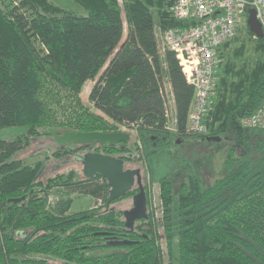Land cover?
I'll return each instance as SVG.
<instances>
[{
	"label": "trees",
	"instance_id": "obj_1",
	"mask_svg": "<svg viewBox=\"0 0 264 264\" xmlns=\"http://www.w3.org/2000/svg\"><path fill=\"white\" fill-rule=\"evenodd\" d=\"M72 1L87 15L49 0H0V129L27 127L39 137L40 130L52 136V130L133 128L134 145H142L137 158L127 133L128 142L95 152L126 164L141 161L151 183L154 160L171 156L178 141L209 147L236 129L244 148L228 152L223 177L206 184L194 173L180 185L160 179L166 257L168 264L176 257L178 264H264V147H254L258 139L264 142V131L240 125L264 102V36L252 41L246 59L242 41L232 53L226 50L235 37L221 49L208 134L199 137L187 132L195 89L175 53L162 55L158 48L157 25H182L172 17L170 0ZM88 81L94 82L89 102L99 116L81 101ZM172 101L176 133L170 130ZM22 143L0 140V264H166L149 207L147 220L126 228V209L119 204L127 201L131 208L137 187L108 206L106 178L88 180L75 170L47 177L40 163L28 165L16 156ZM87 148L63 145L51 155L66 158ZM55 188L84 190L97 204L77 212L70 197L52 204Z\"/></svg>",
	"mask_w": 264,
	"mask_h": 264
},
{
	"label": "rangeland",
	"instance_id": "obj_2",
	"mask_svg": "<svg viewBox=\"0 0 264 264\" xmlns=\"http://www.w3.org/2000/svg\"><path fill=\"white\" fill-rule=\"evenodd\" d=\"M52 3L63 7L65 10L75 13L78 16H85L87 12L77 3L72 0H49ZM248 19V18H247ZM247 19L242 22L241 26L238 29L237 35L230 45V48L226 50L232 53L234 47L241 46V41L244 42L248 50L245 55L242 57L243 59L249 58L251 56V44L252 41L257 37L251 36L248 33V25ZM158 24V22H156ZM157 38L159 36L158 25L156 27ZM126 36V32H125ZM235 40H239L236 42ZM225 50V49H224ZM226 51V52H227ZM222 55V54H220ZM248 56V57H247ZM222 59H220L221 62ZM240 59H238L239 61ZM222 73V71H220ZM166 89L168 91V96L171 97L169 91L168 79L166 76L164 77ZM94 85L93 81H88L81 94L82 104L88 108L91 112L96 115H100L101 112L96 111L94 106L89 102V94ZM170 130L173 133L177 132L176 129V118L174 111L170 108ZM118 131L121 133H127L131 135V140L129 147L132 149L133 156L138 157L139 153L137 150V145L139 148H142V145L137 143L134 145L136 138V131L133 128H127L120 126ZM46 130H40L38 133L41 135L39 137H32L29 133V129L27 127H9L0 129V140L4 141H12L15 139L22 140V149L16 155L19 159H21L25 164L28 165H36L40 163L42 166V170H45V175L47 177L59 174V173H69L71 170H75L83 177V166L78 159L80 155H84L89 152H95L99 147L98 144L88 147L85 151H79V153H73L72 155L66 158H55L52 157L51 154L55 152V150L60 147L55 138L53 136L45 135ZM237 130L232 129V131L227 136H222L215 141L211 140L208 144L209 147L205 144L196 145L193 140L189 141H178L177 145L173 147L172 155H163L160 158H156L154 160V183H151V177L149 174V170L147 166L141 161H135L132 163H127L126 168L128 169H140L142 173V178L144 181V185L147 186L148 191V199H149V208L150 212L154 216L155 220V233L161 240L162 246L164 247V259L165 263H169L168 257H166L165 250V241L163 229L161 226V206H160V179L167 177L176 180L178 185H180L183 181L186 180L188 175L197 173L198 175L203 177V180L206 184L212 183L215 179L221 178L226 174V171L223 167V163L226 160V156L228 152L232 149H236L237 151L243 150L244 143L236 135ZM204 141V140H203ZM263 140L258 139V142L254 144V147L257 149L263 148ZM77 145V144H73ZM71 145V146H73ZM77 156V157H76ZM45 176V177H46ZM46 177V178H47ZM72 198L74 200V208L73 211L77 212L80 210H84L89 206H95L97 204V200H93L84 190H73L71 189H63L59 190L57 188L53 189L50 193V202L54 204L56 200H60V198ZM99 203V202H98ZM119 207L129 210L130 203L124 201L119 204ZM177 255V253H176ZM175 255V256H176ZM174 264H178L177 257L175 259Z\"/></svg>",
	"mask_w": 264,
	"mask_h": 264
},
{
	"label": "built area",
	"instance_id": "obj_3",
	"mask_svg": "<svg viewBox=\"0 0 264 264\" xmlns=\"http://www.w3.org/2000/svg\"><path fill=\"white\" fill-rule=\"evenodd\" d=\"M171 13L181 26L159 30L158 48L175 53L187 81L195 89L187 132L207 136L205 123L213 110L216 72L223 46L232 40L253 9L264 30V0H170ZM250 8V9H249ZM171 115V113H170ZM244 129L264 131V102L240 121ZM140 144V143H139Z\"/></svg>",
	"mask_w": 264,
	"mask_h": 264
},
{
	"label": "water",
	"instance_id": "obj_4",
	"mask_svg": "<svg viewBox=\"0 0 264 264\" xmlns=\"http://www.w3.org/2000/svg\"><path fill=\"white\" fill-rule=\"evenodd\" d=\"M247 25L257 38L264 36V30L253 9L248 10ZM51 134L59 146L99 144L100 147H103L129 141V136L125 133H80L70 130H52ZM79 161L83 166V176L86 179L92 180L97 175L106 178L110 186L108 206L114 201L124 198L135 186L139 189L132 199V208L124 211L126 228L133 229L137 221L149 218L148 199L140 169H127L123 159L97 152L81 155ZM127 244L126 242L119 243V245Z\"/></svg>",
	"mask_w": 264,
	"mask_h": 264
},
{
	"label": "crops",
	"instance_id": "obj_5",
	"mask_svg": "<svg viewBox=\"0 0 264 264\" xmlns=\"http://www.w3.org/2000/svg\"><path fill=\"white\" fill-rule=\"evenodd\" d=\"M169 89H170V87H169ZM172 100V99H171ZM170 107H171V109L174 111V113H175V109H174V106H173V101L171 102V104H170ZM176 121V120H175Z\"/></svg>",
	"mask_w": 264,
	"mask_h": 264
},
{
	"label": "flooded vegetation",
	"instance_id": "obj_6",
	"mask_svg": "<svg viewBox=\"0 0 264 264\" xmlns=\"http://www.w3.org/2000/svg\"><path fill=\"white\" fill-rule=\"evenodd\" d=\"M95 145H96V144H95ZM98 145H99V144H98ZM90 146H93V145H90ZM90 146H88V147H90ZM135 187H136V186H135ZM131 208H132V207H131ZM131 208H130V209H131Z\"/></svg>",
	"mask_w": 264,
	"mask_h": 264
}]
</instances>
